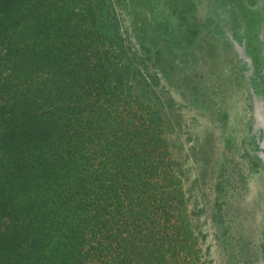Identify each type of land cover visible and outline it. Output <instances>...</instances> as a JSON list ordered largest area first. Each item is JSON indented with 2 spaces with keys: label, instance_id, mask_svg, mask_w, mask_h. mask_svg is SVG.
<instances>
[{
  "label": "trees",
  "instance_id": "trees-1",
  "mask_svg": "<svg viewBox=\"0 0 264 264\" xmlns=\"http://www.w3.org/2000/svg\"><path fill=\"white\" fill-rule=\"evenodd\" d=\"M118 26L88 0H0V264H206Z\"/></svg>",
  "mask_w": 264,
  "mask_h": 264
},
{
  "label": "rangeland",
  "instance_id": "rangeland-1",
  "mask_svg": "<svg viewBox=\"0 0 264 264\" xmlns=\"http://www.w3.org/2000/svg\"><path fill=\"white\" fill-rule=\"evenodd\" d=\"M154 84L206 264H264V0H88ZM91 6V5H87Z\"/></svg>",
  "mask_w": 264,
  "mask_h": 264
}]
</instances>
